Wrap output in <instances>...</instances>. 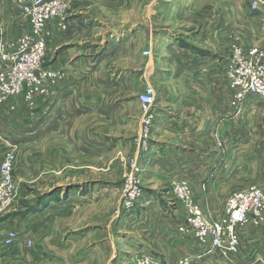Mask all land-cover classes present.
Instances as JSON below:
<instances>
[{"label":"rangeland","instance_id":"1","mask_svg":"<svg viewBox=\"0 0 264 264\" xmlns=\"http://www.w3.org/2000/svg\"><path fill=\"white\" fill-rule=\"evenodd\" d=\"M107 1H110L109 21L114 26L127 22L134 29L138 20L145 27L143 34L138 33L137 38L129 40L127 46L102 63L112 71L113 78L126 79L118 83V89H113L124 95L122 100L118 95L119 101L125 104L116 113L124 115L125 120L112 115L108 121H99L101 118L98 116L96 121H92L96 126L95 154H87L82 148L83 144L87 145L88 136L91 137L88 121H66L58 142L50 141V138L43 140V129L41 133L36 131L31 138H21L16 143L2 135L0 162L7 152L14 153L13 179L17 195L0 213V264H135L141 252L149 253L163 263L162 251L166 249L173 251L175 257H188L181 245L172 244L175 236L167 239V223L157 212L160 200L170 202H163L165 208H161L164 213L175 209L172 202L181 204L173 191L179 179H169L167 173L159 176L155 166V151L161 149L157 141H164L167 137V129L162 125L160 128L159 123L169 121L165 113H158V107H163L167 101L168 88L173 87L174 82L158 78L156 62L153 63L158 48L149 41L150 30L158 23V17L152 11L154 0H128L127 5L121 8L120 0ZM61 2L66 16L74 1ZM98 3L96 0L95 5ZM230 5L231 0H225L222 11L224 51L230 52L233 47L264 48V45L250 40L249 35L256 33L257 37H264V32L247 22V0H241L243 12L240 14L239 33L231 31ZM197 17L201 22L209 19L208 14H187L180 24L191 28L198 22L195 20ZM164 48L167 47H163V52L167 53ZM207 48L211 49L210 46ZM80 50L81 55L88 53ZM146 50L148 55L143 54ZM53 53V47L46 45L41 62L43 68L51 64ZM172 66L166 67L173 69ZM100 83V76H96L92 85ZM83 85L85 90L86 83ZM148 85L156 90L157 98L155 105L153 103L149 112H145L138 97ZM232 106L238 121H264V99L242 100ZM159 128L160 134H157ZM32 130L26 127L23 132ZM76 136L80 139L79 145L72 139ZM103 137L117 140L104 144L101 142ZM242 161L247 162V159H241V164ZM242 168L234 181L230 180L228 184L229 174L221 176L225 181L222 189H208L206 200L218 205L215 207L210 203L207 206L203 200L206 218L212 219L210 213L221 204L225 205L234 191L251 185L264 191V159L251 168L256 171L254 173L246 163ZM189 190L194 198L190 187ZM147 199L158 201L145 206ZM222 208L223 211H215L218 216L212 220L224 218ZM180 222L173 228L178 234L181 233L182 219ZM246 224L252 225L251 231L255 234L261 235L264 231L263 224ZM246 224L237 226V234L238 229ZM10 232L14 233V240L8 245L5 238ZM234 259L235 255L228 262Z\"/></svg>","mask_w":264,"mask_h":264},{"label":"crops","instance_id":"2","mask_svg":"<svg viewBox=\"0 0 264 264\" xmlns=\"http://www.w3.org/2000/svg\"><path fill=\"white\" fill-rule=\"evenodd\" d=\"M73 1L64 17L66 29L55 31L47 43V47L54 50L47 68L56 70L59 79L53 83L47 97L39 98L31 110L26 109L20 99H12L1 107L0 138L3 135L16 143L21 138H31L36 131L41 133L43 129V140L50 138V141L58 142L66 121H88L91 137L88 136V143L82 148L87 154H95L96 126L92 121H96L97 116L101 118L99 121H108L112 115L119 120L124 119V115L116 113L125 104L118 97L122 100L124 95L113 89H118V83L126 79L113 78L112 71L102 63L127 46L129 40L137 38L138 33L143 34V22L137 20L134 29L127 22L114 26L108 16L110 1L98 0L97 5L96 0ZM120 1V8L127 5L128 0ZM253 1L247 0V22L264 32V0H256L257 9L252 11ZM224 3L225 0H154L152 3L153 14L158 17V23L154 22L157 27L151 28L149 39L158 47L153 61L156 62V75L174 82V86L168 88L167 101L163 107H158V113H165L169 121L159 123L160 128L162 125L167 129V137L164 141H157L161 149L155 151V166L161 177L167 173L169 179H186L204 214L203 200L207 206L210 203L215 207L218 205L207 201L206 195L208 189L223 188V174H229L228 184L230 180L234 181L245 163L254 173L256 171L251 168L264 159V121H238L231 104V92L224 74L229 55L223 47ZM228 9L231 31L239 33L240 14L243 12L241 0H231ZM193 13L208 14L209 19L201 22L197 17L194 29L193 26H182L183 17ZM26 25L15 0H0V37L4 41H13ZM249 37L251 42L264 45V37H257L256 33ZM164 46L167 53L163 52ZM80 48L88 53L81 55ZM167 63L173 64V69L166 67L169 66ZM96 76L101 78L98 86L92 85ZM85 83L87 88L84 90ZM26 127L33 128L32 132H23ZM160 128L157 134H160ZM99 134L106 136V133ZM72 139L79 145L78 136ZM101 140L105 144L117 139L103 137ZM244 158L247 162L242 161L241 164ZM157 201L147 199L144 205H153ZM163 202L170 203L160 200L157 212L167 223V239L175 236L172 244L181 245L193 264H261L264 260V231L261 235L253 233L251 224L239 228V250L229 263L217 252L204 254L191 235L175 233L173 228L181 219L183 221L182 206L174 201L175 209L164 213ZM222 207L224 204L215 211H223ZM215 211L210 213V218L218 216ZM162 252L163 264H173L182 258L175 257L169 249Z\"/></svg>","mask_w":264,"mask_h":264},{"label":"built area","instance_id":"3","mask_svg":"<svg viewBox=\"0 0 264 264\" xmlns=\"http://www.w3.org/2000/svg\"><path fill=\"white\" fill-rule=\"evenodd\" d=\"M15 4L27 25L11 42L0 37V105L20 99L26 109L31 110L39 98L49 94L53 83L60 77L57 71L43 68L41 62L53 33L66 29L64 5L61 0H15ZM256 6L255 0L252 7ZM143 54L148 55L149 51H143ZM224 74L232 105L247 99H264V48L233 47L224 65ZM138 98L142 109L149 112L155 100L153 87L146 86ZM14 163L15 155L11 151L0 162V213L17 195ZM173 191L183 208L179 231L191 235L204 254L217 252L228 261L239 250L237 226L249 222L264 224V191L255 185L232 192L224 205L225 216L220 220L205 217L190 193L186 179L176 181ZM13 240L14 233L10 232L5 242L9 245ZM191 263L192 258L182 257L173 264ZM135 264L163 263L149 253L141 252Z\"/></svg>","mask_w":264,"mask_h":264}]
</instances>
